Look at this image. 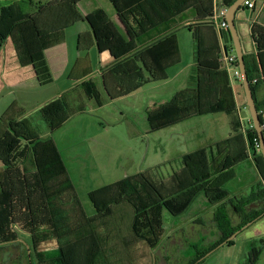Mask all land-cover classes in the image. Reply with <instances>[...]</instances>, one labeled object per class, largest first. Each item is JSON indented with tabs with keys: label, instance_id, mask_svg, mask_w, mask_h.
Returning a JSON list of instances; mask_svg holds the SVG:
<instances>
[{
	"label": "rangeland",
	"instance_id": "rangeland-1",
	"mask_svg": "<svg viewBox=\"0 0 264 264\" xmlns=\"http://www.w3.org/2000/svg\"><path fill=\"white\" fill-rule=\"evenodd\" d=\"M15 1L0 0L2 31L9 24L3 7ZM56 1L63 0H47L46 3ZM18 6L15 3V7ZM47 8L44 5L40 8L37 5L26 8V12L37 19L41 29L46 28L45 20L50 17ZM98 8L104 11L111 8L115 12L109 0H84L77 5L81 15ZM87 26V23L79 22L64 31L63 41L66 45L57 50L65 47L70 50L69 63L72 64L69 68L82 55L77 53L78 32ZM183 32L182 36L188 42V29ZM16 40L14 36L0 39V125L5 114L15 107L23 113L42 141L54 142L61 156V169L64 168L66 176L50 180V183L56 184L53 185L55 190L50 191L59 192L63 186L59 182L69 179L86 218L96 217L90 193L153 168L159 169V176L171 179L181 170L184 154L199 149L203 142L200 137L203 131L205 138H216L218 135L226 137L229 134L230 126H216L212 116H205L207 119L204 126H199L195 118L180 126L152 131L146 109L137 107L141 103L138 99L114 102L104 99L108 102L107 106L93 110L97 104L83 95L81 100L77 99L79 102L76 104L72 98L75 94L85 92L77 87L70 92L74 86L69 87L66 74H56L54 83L40 85L31 67L22 65L23 56H20ZM163 95L168 97L169 94H158ZM156 96L153 93L150 99ZM56 97L59 101L53 103L52 99ZM61 108L69 112L65 121L55 119L56 110ZM213 151L216 152V148ZM249 152L250 155L247 150L252 163L248 157L247 162L243 163V160L234 168L235 178L224 185V190L229 194L224 201L211 205L207 196L200 194L179 216L165 207H158L136 215L135 218L131 208L124 203L114 209L111 217L98 219L95 224L96 233L101 239L102 255L96 259L95 264H188L195 257L196 251L203 252L214 247L222 236L216 216L224 214L223 207L227 209L230 227L235 228L243 223V217L241 212H236L229 204L230 200L237 204L245 198L264 195V172L256 161V154L260 152L252 149ZM31 160L30 155L29 161L28 158L26 161L22 158L18 165L21 169L27 166L34 173ZM74 200L72 193H64L55 200L53 207L57 208L56 213L61 214L59 219L68 216L59 221L57 229L40 226L30 232V229L22 225L14 226L17 240L1 245L0 264H59L60 248L70 250L68 244L89 231L74 233L83 224L77 215ZM263 209L264 197L251 201L243 209V215ZM21 223L24 222L21 220ZM223 227L226 228V225ZM232 241L231 245L222 246L208 257L206 264H251L253 250L260 253L256 264H264V215ZM74 246L76 250L71 252V256L75 263L85 262L83 244Z\"/></svg>",
	"mask_w": 264,
	"mask_h": 264
},
{
	"label": "trees",
	"instance_id": "trees-1",
	"mask_svg": "<svg viewBox=\"0 0 264 264\" xmlns=\"http://www.w3.org/2000/svg\"><path fill=\"white\" fill-rule=\"evenodd\" d=\"M81 1L83 0L46 3L47 0H17L3 7L4 15L7 16L6 19L9 24L5 25V31L0 30V39H7L10 36L17 38L16 43H18L20 56H23L22 65L32 67L40 85L52 82L44 51L61 43L64 38V31L79 22L86 21L89 23L96 36L99 49L109 51L114 59H120L131 50L103 9H97L89 16L83 17L77 10V5ZM109 1L136 33H141L149 27H155L156 23H164L191 8L195 10L198 21L211 20L214 10L213 0ZM235 1L225 0L224 7L229 8ZM15 3H18V8L15 7ZM36 5L39 8L43 5L48 7L50 17L45 20L46 28L41 29L37 25V19L26 12L28 11L26 8L30 9ZM159 9L166 11L167 16H150L151 14L156 15ZM0 25L2 26V24ZM226 32L232 40L229 31ZM252 37L258 47V54L253 60L245 56V62L248 78L255 94L258 86L264 84V27L255 25L252 29ZM167 48L173 50L175 56L178 54V43L174 36L160 42L148 51L154 63L150 66L146 65L145 68L150 72L154 82L164 80L163 73L172 67V64L167 62L165 53L162 54V51ZM167 54H172V52H167ZM227 54L236 55L232 43L230 47L226 48L224 57ZM232 66L238 68L237 58ZM113 71L121 90L118 94H114L108 88L110 98L115 99L116 95L126 96L141 87L137 85L128 88L123 85V79L118 76L125 71V65L116 67ZM113 71L112 74H114ZM218 78H220L219 85L224 87L219 92L220 96L217 100L222 104L205 102L202 88L182 92L177 95L176 105L149 116L151 130L166 129L191 117L212 112L224 111L233 114L236 106L227 73H221ZM255 79H258V82L253 84ZM88 93L92 96L97 94L93 90H88ZM258 110L260 111L259 106ZM262 125L264 133L263 121ZM245 135L246 138L239 134L233 139L219 143L216 146V154L213 153L211 156L206 150L184 155L181 170L176 172L172 178L170 177L171 179L166 180L159 176V169L153 168L90 193L89 197L96 210V217L89 219L86 218L69 179L66 178L63 183L59 182V185H63L59 192L50 191L56 188L53 187L56 184L50 183L52 179L66 176L64 168L61 169V156L54 142L52 140L42 141L34 133L23 113L18 108L13 107L5 114L0 125V161L4 165V170L0 172V247L17 240L18 234L13 230L16 225L30 229V232L40 226H52L57 229L59 221L68 216L59 219L61 214L56 213L57 208L53 207L55 200L64 193H72L75 196L74 204H77V215L83 223L80 229L75 230L74 233L77 231L87 233L84 230L89 231L87 234L79 235V238L68 244L70 250L65 251L64 248H60L58 263L76 264L71 252L76 250L74 245L82 243L85 262L81 264H95L96 259L100 254L102 255L101 239L96 233L95 223L98 219L111 217L114 214V209L124 203L131 208L133 218H135L136 215H142L158 207H165L174 215L179 216L189 208L200 194H205L210 204L226 200L229 194L224 190V185L235 178L234 168L249 157L248 149L260 152L259 139L252 120ZM234 140H237V146L243 147V152L236 157L228 151ZM30 155L32 156L30 163L35 170L34 173L28 170L27 166L21 169L18 165L22 158L25 161L28 158L29 161ZM223 161L224 164L222 165ZM256 161L264 172V158L261 152L256 154ZM52 193L57 194V196H53ZM263 197L264 195L245 198L237 204H233V201L230 200L229 204L233 206L235 211L242 213L243 223L235 228L230 227L227 209L223 207L224 214L216 216L218 228L222 235L221 240L210 249L203 252L196 251L195 257L188 264H196L245 225L260 219L264 215V209L249 215H243V209L251 201H257ZM241 206L244 208L242 209ZM21 220L24 223H21ZM222 225H226V228ZM232 243L233 241L229 242L228 245ZM34 244L36 246V243ZM259 256L260 253L253 250L250 263L256 264L259 261ZM200 264H206V261Z\"/></svg>",
	"mask_w": 264,
	"mask_h": 264
},
{
	"label": "crops",
	"instance_id": "crops-1",
	"mask_svg": "<svg viewBox=\"0 0 264 264\" xmlns=\"http://www.w3.org/2000/svg\"><path fill=\"white\" fill-rule=\"evenodd\" d=\"M213 1V13L225 6V0ZM253 1L255 3V8L249 10L243 7V9L237 13L235 20L244 55L249 57L250 60L255 59L258 54V47L252 37V29L255 25L264 27V0ZM110 9L111 8L105 11L106 15L114 28L130 46L131 50L120 59H114L109 51H101L99 49L96 36L91 26L88 22L82 21L80 23L88 24L87 28L78 32L77 53L82 55L77 57L76 61L73 62L74 65L71 66L73 67L72 69L71 67L69 68V65L72 64L71 62L69 63L70 50H67L66 47L57 50L59 47H64V45H66L64 41L44 51L46 63L52 78L51 83H54L56 80L54 79L56 74L68 75L67 81L69 82V87L72 85L74 86L71 88L70 92L73 91L75 87L81 88V90L85 92V94H75L72 100L77 104L79 102L77 99L81 100L83 95H85L89 100H94L97 104L93 110L103 109L107 106L108 102H105L104 99L110 102L122 99H138L141 103H139L137 107L146 109L145 112L147 113V120L149 123L150 115L176 105L177 95L182 92L195 91L202 88L205 102L222 104L217 101L220 96L219 92L224 89L222 85H219L220 78H218V76L225 72L228 76V83L232 89L236 106V110L233 114L224 111L212 112L191 117L173 126H180L187 122L194 121L193 119L195 118L198 119L199 126H204L207 119L205 116L214 117L216 126H230V130L228 131L229 134L226 137H220L218 135L216 138H205V132L203 131L202 134H200L203 142L200 143L199 149L186 154H192L199 150H206L208 155L211 156L213 153L216 154L213 148H216L219 143L233 139L239 134H242L246 138V130L251 126L250 112H248L249 109L246 106L242 81L235 77L234 68L229 66L224 57L226 48L230 47L231 43L233 45L226 31L220 30L216 24L209 19L198 21L195 10L191 8L176 15V17L172 19H168V21L164 23H156L154 25L155 27H149L141 33H136L115 9V12ZM157 11L156 15L151 14L150 16H167L166 11L162 9ZM91 13H85L82 16L87 17ZM187 29L189 35L188 42H186V38L182 36L183 33H185L183 31H187ZM172 36L177 40L178 54L175 56L174 51L170 48L162 51V54L165 53V57L168 59L167 62L171 63L172 67L163 73L164 80L154 82L150 72L145 68L146 65L150 66L154 63L148 51ZM167 52H172V54H167ZM122 65H125V71L119 74L118 77L123 79V85L128 88H133L137 85L141 87L126 96L116 95L117 97L112 99L109 96L108 88L114 94H118L119 90H121L113 70ZM112 71L114 74L111 73ZM88 90H93L97 94L95 93L96 95L92 96L88 93ZM153 93H156L157 96L150 99V95H153ZM159 93L169 95H167L168 97L165 95L158 96ZM66 94L67 93H65V95ZM255 99L257 106L260 108L261 121L264 123V84L258 86ZM54 101L58 102V97L53 98L52 102L54 103ZM66 104L68 105V102H66ZM56 115L55 119L65 121V118H68L69 112L61 108V110H56ZM55 119L53 120L55 121ZM237 145V140H234L233 145L228 150L234 157L243 152V147ZM246 145L248 146V144ZM249 151L248 149V154L250 155ZM248 159L250 160L249 162L252 161L251 157ZM247 161L248 160H245L243 163ZM1 165L0 172L4 170L2 162Z\"/></svg>",
	"mask_w": 264,
	"mask_h": 264
},
{
	"label": "water",
	"instance_id": "water-1",
	"mask_svg": "<svg viewBox=\"0 0 264 264\" xmlns=\"http://www.w3.org/2000/svg\"><path fill=\"white\" fill-rule=\"evenodd\" d=\"M247 0H236L229 8L227 15L225 17L226 22L228 23V31L230 33L233 46H234V51L238 60V68L239 71L242 75V85L243 89L245 92V98H246V106L249 109L251 120L253 123V127L258 135L259 139V147H260V152L264 158V133H263V125L262 121L260 118V112L258 110L257 102L255 99V94L252 90L248 74H247V69H246V62H245V55L243 52V47L241 43V39L236 27V15L237 13L242 9L243 4ZM258 220V219H257ZM257 220L248 223L245 225L240 231L236 232L233 234L230 238H228L227 241L224 243L220 244L217 248L209 252L206 256L201 258L196 264H200L204 262L208 257H210L213 253H215L218 249H220L222 246L228 244L231 242L234 238H236L242 231L250 227L253 223H255Z\"/></svg>",
	"mask_w": 264,
	"mask_h": 264
},
{
	"label": "built area",
	"instance_id": "built-area-1",
	"mask_svg": "<svg viewBox=\"0 0 264 264\" xmlns=\"http://www.w3.org/2000/svg\"><path fill=\"white\" fill-rule=\"evenodd\" d=\"M243 7L249 9V10H253L255 8V3L253 0H247L244 4H243ZM227 12H228V7H222L220 8L219 10H216L213 15H212V18H211V21L216 24V26L220 29V30H223V31H227L228 30V23L226 22L225 20V17L227 15ZM236 55L234 54H231V55H226L225 56V59H226V62L229 64V66H231L232 68H234L232 66V64L234 62H236ZM234 71H235V77L237 79H239L240 81H242V75L239 71V68H234ZM258 82V79H255L253 81V84H256ZM260 112V111H259Z\"/></svg>",
	"mask_w": 264,
	"mask_h": 264
}]
</instances>
